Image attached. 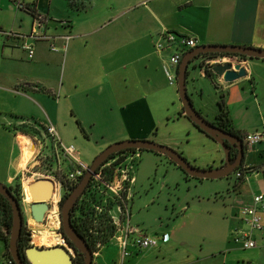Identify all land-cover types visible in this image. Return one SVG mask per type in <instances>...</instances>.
<instances>
[{
  "label": "crops",
  "instance_id": "crops-1",
  "mask_svg": "<svg viewBox=\"0 0 264 264\" xmlns=\"http://www.w3.org/2000/svg\"><path fill=\"white\" fill-rule=\"evenodd\" d=\"M169 32L196 40L186 52L210 44L264 49V0H0V182L15 186L26 179L29 185L40 178L31 173L45 169L40 162L50 155L44 142L52 140L51 124L65 146L76 152L74 143H81L93 160L117 141L157 140L170 118L182 121L189 134L200 130L185 115L181 98L177 103L178 81L171 83L164 69L176 47L156 48L160 41L168 44L164 35ZM26 45L34 49L33 56ZM233 64L246 67L248 74L227 82L218 74L207 75V66L196 58L189 65L187 85L195 70L214 85L218 103L220 92L225 93L229 116L243 135L241 169L222 178H196L167 155L141 150L126 192L128 221L135 230L125 248L119 240L122 232H115L108 242L116 243L114 256L104 244L94 252L93 264H264V210L262 229L250 234L254 247L245 246L249 228L241 215L253 196L264 192V139L253 145L244 139L248 132H264V96L257 91L264 58L242 57ZM190 97L208 118L202 97ZM173 104L178 111L169 115ZM159 107L165 110L159 113ZM219 111L208 120L216 122ZM23 125L47 134L26 133ZM210 137L215 146L202 162L171 137L159 142L180 148L202 168H217L225 164L227 153ZM57 157L63 168L69 165L63 154ZM54 163L55 172L46 177L57 175L56 158ZM152 174L159 184H138ZM112 211L120 217L117 204ZM165 234L168 241H163ZM238 234L244 238L236 240ZM140 235L159 243L140 248L134 242ZM109 254L112 263H107Z\"/></svg>",
  "mask_w": 264,
  "mask_h": 264
},
{
  "label": "water",
  "instance_id": "water-1",
  "mask_svg": "<svg viewBox=\"0 0 264 264\" xmlns=\"http://www.w3.org/2000/svg\"><path fill=\"white\" fill-rule=\"evenodd\" d=\"M206 53H233L245 55L250 58H264V49L236 46L210 44L193 48L185 53L182 58L178 72V86L181 101L183 103L185 115L188 116L194 124L205 131L207 134L218 140L224 147L227 157L224 165L217 168H201L194 166L176 149L155 142L151 139H127L117 141L104 149L92 162L83 179L77 184L75 189L68 194L61 205V232L66 245L57 244L51 247L31 245L26 248L25 253L31 264H74L77 250L80 249L85 254V264H93L94 253L85 239L81 237L72 224V208L78 202L98 168L106 163L115 153L127 149L149 150L162 153L170 157L177 165L193 177L215 179L229 176L235 172L242 164L245 156L243 139L230 133L229 131L218 127L213 122L205 118L194 106L192 98L188 92L187 78L190 63L198 56ZM216 74L223 77L227 82H233L248 74L246 67L240 64L218 63L213 65ZM228 142L234 145L239 153L234 161H231V153ZM32 196L31 213L34 220L43 223L46 214L50 208L49 202L53 198L55 183L50 178H38L28 186ZM0 193L8 197L13 208V224L11 228V238L9 249L15 264H26L18 247V239L21 235L24 214L20 202L12 194L9 186L0 182ZM68 237L74 244L72 246L67 242Z\"/></svg>",
  "mask_w": 264,
  "mask_h": 264
},
{
  "label": "built area",
  "instance_id": "built-area-1",
  "mask_svg": "<svg viewBox=\"0 0 264 264\" xmlns=\"http://www.w3.org/2000/svg\"><path fill=\"white\" fill-rule=\"evenodd\" d=\"M164 40L166 43H168L166 46L161 41L157 43L156 48L158 50H164L168 46H175L176 49L174 53L169 58V64H166L164 66L166 75L171 83L178 81V70L182 61L183 56L186 53V48H191L196 46V40L194 38H187V37H178L174 33H167L164 35ZM26 48L29 50V55H34V49L30 45H26ZM175 68V71L172 70ZM242 66V65H241ZM47 130L49 135L51 136L53 140V147L54 150L57 151V156L59 153L64 154L73 164L72 169H70L68 172L63 171L62 168H59L61 173H57L56 176H53L51 178L55 183V190L57 187L61 188V193L57 201L58 205V214L60 216L61 221V204H62V197L63 193L62 190L63 182L67 181L70 184H77L79 183L81 177H83L87 170L89 169L88 164H84L81 158L75 153V151L71 150L67 146H65L62 141L59 138L58 131L56 130L55 126L48 125ZM246 141V145H253L256 143L261 142L264 139V132L263 131H255V132H248L245 134L244 137ZM123 157V158H122ZM141 157V150L140 149H133L131 151H128L123 154H119L113 158H110L106 163H104L102 166H100L95 173V175L92 178L91 183H93L95 180L98 182H101L102 184H95L98 187L105 188L108 192L111 193L113 198L116 201L118 211L120 212V217H116L113 215V211L111 210V219L112 223L115 226V232H122L120 236V242L123 248L126 247L128 236L129 234L134 231L135 229L132 228L129 224L128 217H129V208L127 206V196L126 192L128 190L129 184L128 182L131 179V169L135 165L136 161ZM47 158V156H45ZM117 166V167H116ZM114 168V169H113ZM114 170L113 172V181H111V184H108L105 180V174H107L109 171ZM66 174L65 178L61 176L63 173ZM34 176L37 177H44L48 176L45 173L42 172H34ZM237 176L240 178L242 176V173L239 172ZM90 183V184H91ZM54 196V195H53ZM50 206V204H49ZM99 208V207H98ZM50 209V208H49ZM260 210H264V192L255 194L252 198V205L248 207H244L241 210V215L245 221V223L248 225L249 232L246 234L245 239H243L246 247H254L256 245V242L254 238L250 237L252 230H260L262 229V223H261V216H260ZM126 223V225H125ZM61 228V225H60ZM244 238L243 235H236L235 239L240 240ZM169 236L168 234L163 235V241H168ZM135 244L140 248L150 247V246H156L159 243V240L157 238H151L145 235H140L135 238L134 240ZM63 245H66V240L64 239ZM102 246L101 242L97 243V247L100 248ZM126 254V253H125ZM9 263H13V259L9 260Z\"/></svg>",
  "mask_w": 264,
  "mask_h": 264
},
{
  "label": "rangeland",
  "instance_id": "rangeland-1",
  "mask_svg": "<svg viewBox=\"0 0 264 264\" xmlns=\"http://www.w3.org/2000/svg\"><path fill=\"white\" fill-rule=\"evenodd\" d=\"M197 59L200 60L201 66H207L209 68H213V65L221 63V62H218V61H221L219 59V57H214L213 58V57H208L206 55H202V56H200ZM230 59H233L234 60L233 63H236L239 59H242V57H240V56L237 57L236 56V57H233V58H230ZM213 72H214V70H213ZM213 75H217V74L214 72ZM187 86H188V92H189V94L191 96L193 95L198 101H200L201 97H202V102L206 106V112L205 113H206V115H208L209 119H213L214 118V112H217L219 110V108H220L219 104H218L219 97L217 95V92L215 90L214 85L209 80H205L204 81L203 79H201L200 76L198 75V71L192 70L191 71V75H190L189 80H188V85ZM200 88H202L203 91H204L202 96H199V94L197 93V91ZM257 91L261 93V96H264V73H263L261 82L259 80V84H257ZM179 102H180V97H178V100H177V103H179ZM177 107H178L177 104L171 105L170 106V110H167V114H168V111H169V115H170V113H177V111H178ZM164 110H165V108L159 107V108H157L156 111L159 112V113H162ZM177 120L178 119H175V118L168 119V122H167L168 126L165 127V124H164L161 127L160 136H159V138H155L157 140H154V141L157 142V143H160V144H164V145L170 146L168 144H165V143H162V142H159V141H161L160 139H163L164 137H168V138L171 137V138L174 139V140L171 139V141L176 142L178 145H180V147L182 149H183V147H185L186 151H188V152L191 151L194 154L200 155L202 157L200 159V161L202 162L204 160V158L208 156L207 154H208V151L210 150V148L215 146V141L207 133L201 132L199 129H193L194 130L193 132H196V133L189 134V132H187L185 130L186 127L184 126V123H182V121H177ZM192 127L195 128L193 124H192ZM24 130L27 133L32 132V130L28 129V128H26ZM34 131H35V133H37L36 131H38L41 134L42 133L43 134L44 133L47 134V132H45V130L43 132L42 128H34ZM73 133H74V131H73ZM78 136H79L80 141L83 142L84 144H86L87 141H86L85 137L83 135H81V134H78ZM73 140H75V139H73ZM44 143L46 145L44 151H47V153H49L50 155L47 156V158H45L44 156L41 157V162L40 163H41L42 166H44L45 169H42V171H38V172H44V173L49 175L50 173L55 172L54 171V167H55L54 160H55V158H56V162L58 164L57 172L60 171L59 168H63L61 164H64V163H61L60 162V158L55 155L56 150H55V152H53L52 140L50 138H48V139L45 140ZM67 145H70V144L67 142ZM74 145L76 146V152L75 153H77V155L82 159V161L90 163L93 160L91 158V156L88 155L86 150L85 149L83 150L81 143H79V144L78 143H74ZM170 147H172V146H170ZM70 149L72 151L74 150L73 148H70ZM174 149H176L178 152H180L182 154V151L180 150V148H174ZM143 152H144V156H147L148 154H151V153H149L147 151H143ZM182 155L187 159V157L184 154H182ZM63 158L65 159V162L68 160V158L64 154H63ZM190 161H192L191 162L192 164L194 163L193 164L194 166L200 167V166H198L197 163L194 162V160H190ZM91 164H88V166H90ZM67 165H66V167L63 168V170H66L69 167V165L71 167L73 166V164L70 161H69L68 167H67ZM113 169L111 171H109L107 174H105V180L107 181L108 184H111L110 182L113 181V172H114V176H115L116 172ZM58 173H61V172H58ZM32 174H33V172L31 173V175ZM28 175H30V174H28ZM146 175L147 174H146V171H145V173H143L142 176L144 177ZM154 177L155 176H153V174H152L151 178L145 179V180L141 179V181L138 184H159V182H157L158 180L156 181L154 179ZM40 178H50L51 179V177H46V176L40 177ZM230 179H233L235 181V175L230 176ZM92 184H102V183L98 182L97 180H95ZM27 185H28V182L25 179L22 183L21 182L17 183L15 186H17L16 192H17V194H19V197L21 198V206H22V210H23V214H24L23 226H25L26 233L30 237V243H31V245L33 244V245H36V246H44V247L54 246L56 244H50V245L49 244H47V245L43 244L42 245V244L36 242L35 239L33 238L34 230L38 228V226L36 224H38V225L46 224V220L43 223H38V222H36L34 220V218L32 216V213H31V203L32 202L30 201V195H29V192H28ZM145 187L148 188V186H145ZM60 193H61V188L57 187V189H56L57 200H58V198L60 196ZM62 193L64 194L63 197H62V199H63L64 196H65L64 189L62 190ZM68 193H71V191H69ZM96 209L99 212L104 210V208H102L101 206H97ZM113 214H114V211H113ZM2 217H3L2 216V212L0 211V225H1L2 229H4L5 226H3ZM35 227H37V228H35ZM60 232H62L61 228H60ZM4 237H7L8 239L5 241ZM62 237H63V235H62ZM10 238H11V233H9V234H4L3 233V235H2L1 232H0V264H11V263H9V258L7 257V253L10 252V249H9ZM105 246H107L106 247V252H112V256H114V252H115V250L117 248L116 243L115 242H110V243H107ZM97 249H98V247L96 248V250ZM112 256L110 254L108 255L109 258L107 259V263H109V262L112 263Z\"/></svg>",
  "mask_w": 264,
  "mask_h": 264
},
{
  "label": "trees",
  "instance_id": "trees-1",
  "mask_svg": "<svg viewBox=\"0 0 264 264\" xmlns=\"http://www.w3.org/2000/svg\"><path fill=\"white\" fill-rule=\"evenodd\" d=\"M220 54L236 55V56H241L244 58L246 57L245 55L233 54V53H206L203 55L214 58ZM200 56H198L197 58H199ZM206 73L207 75L212 77L213 69L207 67ZM218 104L220 107V111L216 117V122H213V123L216 124L218 127L225 129L229 131L230 133L242 138L243 137L242 132L240 130H237L234 127L233 121L229 116V111L226 105L224 92H220V101ZM26 128L27 127L25 125L21 126V129L24 132H26L24 130ZM200 130L202 129L200 128ZM32 132L34 133L35 131L32 130ZM228 147L231 153V161H234L239 153V150L234 145H232L230 142H228ZM131 150L133 149H127V150L120 151L118 153L113 154L111 158L119 154L126 153ZM242 166L243 164L238 169H241ZM183 171L186 172L185 170ZM186 174L190 175L187 172ZM61 176L65 178L66 174L62 173ZM83 177H81L80 181L83 179ZM77 184H70L67 181L63 182L64 192H65L64 198L68 194H70L68 193L69 191L72 192L73 189H75ZM9 188L12 194L21 204V198L19 197V194H17L16 192L17 186H9ZM64 198L62 199V202L64 201ZM115 204H116V201L111 195V193H109L104 187L101 188L91 183L88 185V187L86 188V190L84 191V193L82 194L78 202L72 208V212H71L72 224L75 227V229L78 231V233L81 235V237L87 241L93 253L96 251L98 242H101L102 245L107 244L115 234V226L112 223L111 213H110V211L115 207ZM97 206H101L102 208H104V210H102L101 212L97 211L96 209ZM0 211L2 212V216H3L2 223H3V226H5L4 229H2L0 225V232L2 235L3 233L9 234L11 233V228L13 224V208H12V205L8 197L2 193H0ZM61 230L63 231V228H61ZM7 239H8L7 237H4L5 241ZM66 239L72 246L75 247V244L68 237H66ZM29 246H31L30 237L26 233L25 226H23L21 235L18 239V247L20 249L24 262L27 261L25 250ZM7 257L9 258V260L13 259L10 252L7 253ZM12 264H15L14 260ZM74 264H85V254L77 255L75 257Z\"/></svg>",
  "mask_w": 264,
  "mask_h": 264
},
{
  "label": "bare ground",
  "instance_id": "bare-ground-1",
  "mask_svg": "<svg viewBox=\"0 0 264 264\" xmlns=\"http://www.w3.org/2000/svg\"><path fill=\"white\" fill-rule=\"evenodd\" d=\"M29 186V185H28ZM29 192V188H28ZM30 195V201L32 202V196ZM57 197H56V191L54 193L53 198L49 202L50 209L48 210L46 214V224H36L38 226L35 227L37 229L34 230L33 238L36 242L40 244H63L64 238L62 237V233L60 232V216L58 214V205H57ZM45 222V221H44Z\"/></svg>",
  "mask_w": 264,
  "mask_h": 264
},
{
  "label": "flooded vegetation",
  "instance_id": "flooded-vegetation-1",
  "mask_svg": "<svg viewBox=\"0 0 264 264\" xmlns=\"http://www.w3.org/2000/svg\"><path fill=\"white\" fill-rule=\"evenodd\" d=\"M216 57H220V59H221V61H218V62H222V63H231V64H233V59H230V58H233L234 57V55H222V54H220V55H217ZM68 242V241H67ZM77 250V252H76V255H75V257L77 256V255H82V254H84L80 249H76ZM26 254V253H25ZM27 258V257H26ZM26 264H31L30 262H29V260H28V258H27V261H26Z\"/></svg>",
  "mask_w": 264,
  "mask_h": 264
}]
</instances>
